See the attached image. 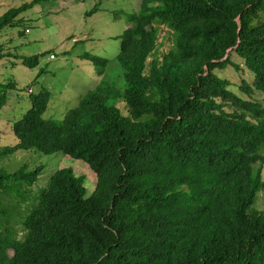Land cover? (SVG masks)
Returning <instances> with one entry per match:
<instances>
[{"label": "trees", "instance_id": "1", "mask_svg": "<svg viewBox=\"0 0 264 264\" xmlns=\"http://www.w3.org/2000/svg\"><path fill=\"white\" fill-rule=\"evenodd\" d=\"M33 6L9 10L0 31ZM262 13L264 0H143L118 37L126 116L108 103L117 92L104 82L61 121L43 117L48 90L31 94L12 125L18 143L0 157L62 153L87 164L96 187L87 198L84 177L58 170L23 218L20 241L8 225L42 167L0 169V264H264V211L250 213L264 191V107L251 100L264 99ZM161 28L175 36L174 48L148 62ZM233 56L253 75L241 87L249 100L216 74L240 69ZM81 59L99 74L109 63ZM9 90L0 84V109ZM5 198L16 202L5 207Z\"/></svg>", "mask_w": 264, "mask_h": 264}, {"label": "rangeland", "instance_id": "2", "mask_svg": "<svg viewBox=\"0 0 264 264\" xmlns=\"http://www.w3.org/2000/svg\"><path fill=\"white\" fill-rule=\"evenodd\" d=\"M142 1L0 0V18L11 9L34 4L31 9L20 14L12 26L0 31V55L5 56L0 60V84L15 87V90L7 92L5 106L0 109V150L17 145L12 125L30 109L29 96L42 89L52 94L43 116L46 120L61 121L69 110L77 107L81 99L101 82L114 86L116 99H110L108 103L114 101L121 113L127 115L121 99L125 82L124 72L117 61L120 51L118 37L131 27L128 19L139 12ZM95 7L96 13L87 16ZM260 16V20L264 21V13ZM157 38L155 51L148 62L162 57L174 48L175 36L167 29H159ZM85 53L109 60L102 74H99V70L91 62L81 59ZM51 55H54V60H50ZM35 56L39 57L36 68H27L22 64L21 58ZM232 58L240 69L227 66L226 69L217 70L216 74L230 82V88L237 96L249 100L242 93L241 87L243 81L251 85L253 75L236 56ZM30 89L32 93H29ZM251 100L258 101L264 107V99L260 94L254 93ZM224 111L228 114H240L230 103H224ZM262 154L264 155V151ZM24 166L28 171L42 167V172L35 185L23 188L28 192V203L17 212H12L14 220L8 227L20 241L26 236L23 218L38 203V198L58 170L70 168L75 175L84 177L87 198L94 192L97 181L87 164L62 153L45 155L36 151H18L14 155L0 157V169L8 173H14ZM262 179L264 181V167ZM5 199V207L16 202L12 198ZM254 211H264L263 190L257 192L250 208V213Z\"/></svg>", "mask_w": 264, "mask_h": 264}, {"label": "built area", "instance_id": "3", "mask_svg": "<svg viewBox=\"0 0 264 264\" xmlns=\"http://www.w3.org/2000/svg\"><path fill=\"white\" fill-rule=\"evenodd\" d=\"M26 33H29V31L26 30ZM49 58H50V60H54L55 59L54 55H51ZM29 93H32L31 89L29 90Z\"/></svg>", "mask_w": 264, "mask_h": 264}]
</instances>
